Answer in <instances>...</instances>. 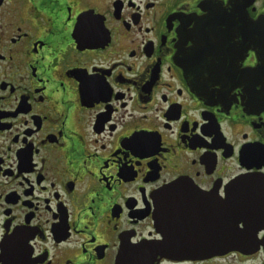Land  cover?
<instances>
[{"label":"flooded vegetation","instance_id":"obj_1","mask_svg":"<svg viewBox=\"0 0 264 264\" xmlns=\"http://www.w3.org/2000/svg\"><path fill=\"white\" fill-rule=\"evenodd\" d=\"M262 85L264 0H0V264H264ZM191 193L248 250L167 241Z\"/></svg>","mask_w":264,"mask_h":264},{"label":"water","instance_id":"obj_2","mask_svg":"<svg viewBox=\"0 0 264 264\" xmlns=\"http://www.w3.org/2000/svg\"><path fill=\"white\" fill-rule=\"evenodd\" d=\"M260 178L256 175L242 177L236 185L264 189V184L257 181ZM258 201L262 204V212H264V199H258ZM158 211L161 213V218L170 221V227L176 228L170 232L167 241L180 234L187 236L189 232L191 235H199V242L202 245L194 249L200 254L206 253L208 257L232 251L244 252L248 250L247 244L249 240L251 242L254 235L251 228L238 229L239 223L249 220L242 215L245 211H249L244 201L225 199L215 202L209 196L194 193L181 194L175 199L162 202ZM184 226L188 227L185 232L182 230ZM195 244L191 239V245Z\"/></svg>","mask_w":264,"mask_h":264},{"label":"snow or ice","instance_id":"obj_3","mask_svg":"<svg viewBox=\"0 0 264 264\" xmlns=\"http://www.w3.org/2000/svg\"><path fill=\"white\" fill-rule=\"evenodd\" d=\"M261 91H262V94H264V85H262Z\"/></svg>","mask_w":264,"mask_h":264}]
</instances>
